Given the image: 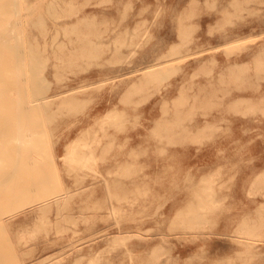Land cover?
Segmentation results:
<instances>
[{
  "label": "rangeland",
  "instance_id": "374dc122",
  "mask_svg": "<svg viewBox=\"0 0 264 264\" xmlns=\"http://www.w3.org/2000/svg\"><path fill=\"white\" fill-rule=\"evenodd\" d=\"M21 2L11 36L37 50L28 90L52 95L39 155L57 182L0 180V264H264V0ZM59 176L69 198L46 205Z\"/></svg>",
  "mask_w": 264,
  "mask_h": 264
},
{
  "label": "bare ground",
  "instance_id": "6f19581e",
  "mask_svg": "<svg viewBox=\"0 0 264 264\" xmlns=\"http://www.w3.org/2000/svg\"><path fill=\"white\" fill-rule=\"evenodd\" d=\"M21 1L22 0H0V152L1 150L5 149L10 155L9 166L6 167V169H4L1 166V164L3 165V163H1L2 156L0 153V163H1L0 164V176H2V179L0 180H3V177H6V178L10 177L13 187H16L18 191L22 190V192L21 191L19 192L23 193L26 190L28 191L29 188L33 189L37 187L38 189V187L42 188V185L44 187H47L51 182H53V179L55 176H53V173H47L44 176H42V170H41L42 169V157H40L39 155L42 152V143H44V140L42 138V133L48 132L49 130L48 126H46L45 124H47L52 118V114L49 111V105L52 100V97H51L52 95L45 94V93L40 94L38 92H30L28 90L30 80L34 82L38 80H42V74L40 76H36V78H33L27 73V70L23 69L24 64L27 62V60L28 62H30V60L32 62L38 60L37 50L32 45L33 48H31V54L27 53L22 46L20 36L16 35L13 38L11 36L12 34L11 32H13V29L19 23V21L17 20V17L20 16L19 6L22 4ZM69 29H71V27ZM73 29H75V26L73 27ZM15 34H16V31H15ZM184 35L186 37L185 30H184ZM197 43L199 44V42ZM261 45H264V43L263 44L261 43ZM232 46L233 45H230V47ZM259 48L260 47H258V49ZM258 49L256 48V50ZM78 50H81V49H78ZM263 51H264V46L262 47L261 52ZM172 52L169 53V55H171ZM28 56H29V59H27ZM198 56L200 57V54ZM260 56H261V53H260ZM207 58L208 57H205L204 59H207ZM212 59L214 58L212 57ZM212 59L210 58L209 60H212ZM227 60L229 61V59ZM206 61H208V59ZM205 63H208V62H205ZM197 66L199 67V64ZM203 66L201 65L200 69H203ZM206 66H204V68ZM158 67L159 66H150L146 68L140 77L141 78L150 77L151 75H153L154 73L158 71L159 69ZM235 68L236 66H232L229 64L228 68L223 71L221 70L222 68L220 66L219 69L221 71L219 75L217 74L218 77L215 76L207 80L209 85L206 86V83H207L206 81H205L206 83L204 82L205 84H203L201 80L197 81V92L199 93L200 91L201 93V91H204L206 94L207 93H210L212 95L213 94L215 95L216 93L218 94L217 90L219 87H217L216 85H219L220 81L224 78V76L231 74L235 70ZM169 69L170 68H168V70ZM237 69L239 70V68ZM193 73H192L193 75L196 74L195 71ZM68 91H71V90H68ZM197 125H199V123L189 125V126H184V127L187 128V130L189 129L190 131V130H194L197 127ZM140 132H142V130H137L136 133H140ZM136 133L130 135V137H128L127 140L129 142L132 140L133 141L138 140L139 137L137 136ZM100 141H101L100 135H95V136L93 135V138L84 140L81 143L82 146L77 155V158L80 161V163L82 164L87 163V159H89L90 157L94 155L93 153L95 152L96 145ZM73 144H74V141L68 144L67 152L63 155V158H65V155L67 156L71 155L73 151V146H74ZM58 159H59V154L56 151H54V156H53L54 165L59 170L60 165H59ZM58 178H59V182L61 183L62 187L59 189V191H53L52 193L53 195H49V196L47 195L48 197H45V199H48L45 202L46 205H47V202L48 204L49 203L51 204V200L54 202L55 201L59 202L60 200H64L66 197L69 198V196H67L68 194L67 185L63 183V180H61L62 178H60V176ZM56 180L57 179H54V181ZM19 192H17L18 193L17 196L21 195L19 194ZM14 196L16 195L14 194ZM18 199L20 198H17V200ZM41 205H42V201L38 203V206H41ZM17 209L18 208H16V210ZM39 211H42V210H39ZM7 218H10V217H7ZM10 221L12 222V220ZM245 227L247 229V232L249 233L251 232L253 225L251 226V224L247 223ZM155 250H158V249L155 248ZM154 252L155 251H153V253ZM152 256H154L153 260H155L156 253L155 255L153 254ZM97 257H98V254H97ZM157 257L159 258V256ZM88 263L89 262H87V264Z\"/></svg>",
  "mask_w": 264,
  "mask_h": 264
}]
</instances>
